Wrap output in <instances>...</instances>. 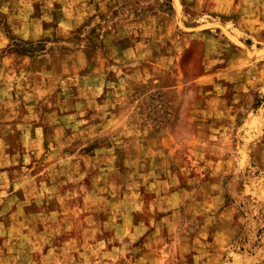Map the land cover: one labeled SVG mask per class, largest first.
<instances>
[{
	"label": "rangeland",
	"instance_id": "rangeland-1",
	"mask_svg": "<svg viewBox=\"0 0 264 264\" xmlns=\"http://www.w3.org/2000/svg\"><path fill=\"white\" fill-rule=\"evenodd\" d=\"M0 264H264V0H0Z\"/></svg>",
	"mask_w": 264,
	"mask_h": 264
}]
</instances>
